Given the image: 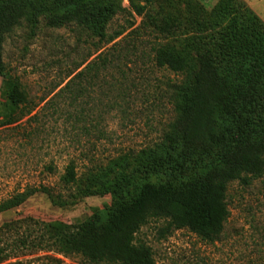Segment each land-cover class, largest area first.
<instances>
[{
  "label": "trees",
  "instance_id": "1",
  "mask_svg": "<svg viewBox=\"0 0 264 264\" xmlns=\"http://www.w3.org/2000/svg\"><path fill=\"white\" fill-rule=\"evenodd\" d=\"M115 1L0 0V78L11 80L8 99L23 107L28 103L19 79L3 62L7 34L43 19L49 28L73 23L110 43L123 33L106 35L120 9ZM209 17L148 16L153 33L162 36L152 51L153 65L180 76L169 84L173 117L161 138L81 177L70 162L60 177L65 187H75L70 201L109 195L110 205L77 224L28 222L24 234L10 242L8 234L22 225L4 223L0 264L20 247L80 255L90 264H157L147 246L134 242L150 220H164L163 230L187 229L204 241L221 235L229 216V185L247 186L264 174V23L242 0H222ZM182 25L195 30L186 40L175 35ZM34 191L4 200L0 212L20 206Z\"/></svg>",
  "mask_w": 264,
  "mask_h": 264
},
{
  "label": "rangeland",
  "instance_id": "2",
  "mask_svg": "<svg viewBox=\"0 0 264 264\" xmlns=\"http://www.w3.org/2000/svg\"><path fill=\"white\" fill-rule=\"evenodd\" d=\"M221 1L116 0L120 9L106 35L123 33L110 43L73 23L49 28L43 19L36 27L22 24L5 36L3 62L19 79L28 103H12L7 97L11 80L0 78V203L35 190L20 206L0 212V227L22 225L8 234V242L21 237L28 222L77 224L110 205L109 195L71 202L68 194L75 187L60 181L65 167L73 162L81 177L95 165L159 141L173 117L169 84L180 76L153 65L152 51L162 36L153 33L148 16L210 18ZM242 1L264 23V0ZM194 31L182 25L175 35L186 40ZM226 203L229 216L214 241L187 229L165 231L164 220H150L134 242L147 246L157 264H264V174L247 186L232 182ZM15 254L3 264H90L80 255L30 247Z\"/></svg>",
  "mask_w": 264,
  "mask_h": 264
}]
</instances>
